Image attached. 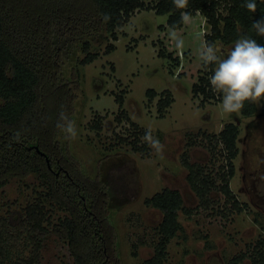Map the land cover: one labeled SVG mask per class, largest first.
Wrapping results in <instances>:
<instances>
[{
  "label": "trees",
  "instance_id": "1",
  "mask_svg": "<svg viewBox=\"0 0 264 264\" xmlns=\"http://www.w3.org/2000/svg\"><path fill=\"white\" fill-rule=\"evenodd\" d=\"M255 2L257 10L252 13L244 7L245 0H188L186 8H177L173 0H155L151 7L145 0H0V189L14 179L36 175L46 190L24 209L1 219L0 264H43L41 251L53 233L67 243L74 264H123L112 211L131 200L135 169L119 162L111 163L103 173L100 160L95 176L84 173L81 161L70 150L71 139H64L56 127L61 111L71 121L78 113L84 92L80 67L95 61L105 42L117 40L118 29L140 9L167 15V25L175 29L184 26L183 12L203 15L209 27L205 42L216 48L219 43L234 46L241 35L264 44V37L252 29L253 21L264 18V0ZM102 14L111 18L104 22ZM114 49V44L107 45L108 52ZM215 67L203 68L193 85L203 102L221 101L209 82ZM147 93L150 98L157 95L153 88ZM117 101L123 105V98ZM171 103L170 94L161 96L159 111L164 113ZM257 111V103L245 102L240 113L252 116ZM237 121L227 122L214 137L213 148L221 145L225 158L216 175L184 154L187 180L205 209L213 203L214 190H220L235 208L245 205L230 185L239 154ZM132 143L137 150L148 149L138 137ZM45 201L65 212L64 217L54 222ZM184 202L182 192L172 187L146 200L162 212V220L155 253L143 264H166L167 245L182 227L180 213L192 214ZM21 239L30 246L29 255L19 249ZM247 256L246 252L235 255L229 264H241ZM250 257L252 264H264V238Z\"/></svg>",
  "mask_w": 264,
  "mask_h": 264
},
{
  "label": "rangeland",
  "instance_id": "2",
  "mask_svg": "<svg viewBox=\"0 0 264 264\" xmlns=\"http://www.w3.org/2000/svg\"><path fill=\"white\" fill-rule=\"evenodd\" d=\"M145 2L151 7L155 0ZM167 18L154 9L135 11L118 29V39L105 42L100 56L80 67L84 92L73 120L77 136L71 139L70 150L81 161L84 173L92 177L100 169V160L104 161L103 173L111 163L127 162L135 169L131 200L112 211L123 264H143L155 253L162 212L146 200L166 187L179 189L184 205L192 210L191 215L180 213L182 227L167 245L166 264H229L235 255L245 252L249 256L241 264H252L255 245L264 238V100L252 116L240 111L226 114L221 101L203 102L193 85L204 68L199 52L209 28L207 20L198 13L176 29L184 41L183 49L177 50L169 37L172 28ZM110 43L115 49L108 52ZM232 47L219 43L217 53L226 58ZM160 51L165 55H159ZM151 88L157 92L154 98L147 93ZM167 94L172 103L161 113L158 101ZM236 119L240 123L239 154L230 185L245 205L235 208L220 190H214L213 203L205 209L187 180L184 154L216 175L225 158L221 145L213 148L217 144L214 137ZM147 129L164 145L162 154L143 140ZM136 137L148 149L137 150L132 143ZM42 192H46L44 183L36 175L14 179L0 189V224L2 218L24 209ZM45 204L54 222L64 217L65 212L49 201ZM25 243L21 239L19 249L29 255L31 248ZM41 263L74 264V259L67 243L53 233L45 240Z\"/></svg>",
  "mask_w": 264,
  "mask_h": 264
},
{
  "label": "clouds",
  "instance_id": "3",
  "mask_svg": "<svg viewBox=\"0 0 264 264\" xmlns=\"http://www.w3.org/2000/svg\"><path fill=\"white\" fill-rule=\"evenodd\" d=\"M173 3L177 8H186L188 0H173ZM244 7L252 13L257 10L255 0H245ZM110 18L109 14H102L104 22ZM181 22L190 23V14L183 12ZM252 29L258 36L264 37V18L253 21ZM169 37L175 42L177 50L183 49L184 41L177 36L175 27L169 32ZM199 58L205 69L209 65H216L209 82L212 89L221 95L224 113L239 112L245 102L259 104L264 100V44L258 43L247 35H241L234 42L226 58H222L212 43L205 42L199 52ZM56 127L64 139H75L77 136L75 122L69 120L64 111L60 112ZM143 140L157 154H162L164 145L159 139L153 137L151 129L145 131Z\"/></svg>",
  "mask_w": 264,
  "mask_h": 264
}]
</instances>
